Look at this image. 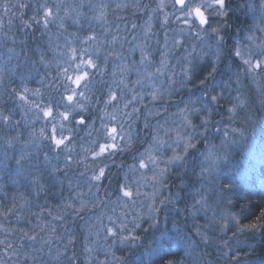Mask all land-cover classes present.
Wrapping results in <instances>:
<instances>
[{
  "label": "clouds",
  "instance_id": "obj_1",
  "mask_svg": "<svg viewBox=\"0 0 264 264\" xmlns=\"http://www.w3.org/2000/svg\"><path fill=\"white\" fill-rule=\"evenodd\" d=\"M261 124L264 0H0V264H252Z\"/></svg>",
  "mask_w": 264,
  "mask_h": 264
},
{
  "label": "rangeland",
  "instance_id": "obj_2",
  "mask_svg": "<svg viewBox=\"0 0 264 264\" xmlns=\"http://www.w3.org/2000/svg\"><path fill=\"white\" fill-rule=\"evenodd\" d=\"M225 174L234 181L237 193L243 195L256 183L254 180L264 178V124L257 127L244 146L234 151Z\"/></svg>",
  "mask_w": 264,
  "mask_h": 264
},
{
  "label": "trees",
  "instance_id": "obj_3",
  "mask_svg": "<svg viewBox=\"0 0 264 264\" xmlns=\"http://www.w3.org/2000/svg\"><path fill=\"white\" fill-rule=\"evenodd\" d=\"M256 183L250 188V190L246 191V195L249 197H257L260 199H264V178L259 182L254 180ZM257 205H253L255 209ZM253 264H264V252H260L257 255L252 257Z\"/></svg>",
  "mask_w": 264,
  "mask_h": 264
}]
</instances>
